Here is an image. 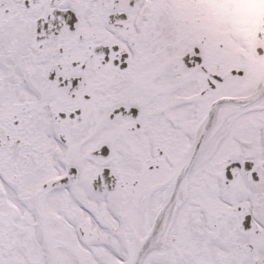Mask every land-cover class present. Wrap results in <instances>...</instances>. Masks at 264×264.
I'll list each match as a JSON object with an SVG mask.
<instances>
[{"label":"snow or ice","instance_id":"6c2138e0","mask_svg":"<svg viewBox=\"0 0 264 264\" xmlns=\"http://www.w3.org/2000/svg\"><path fill=\"white\" fill-rule=\"evenodd\" d=\"M0 264H264V0H0Z\"/></svg>","mask_w":264,"mask_h":264}]
</instances>
